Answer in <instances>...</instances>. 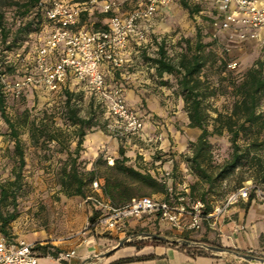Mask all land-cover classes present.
Masks as SVG:
<instances>
[{
	"label": "rangeland",
	"instance_id": "1",
	"mask_svg": "<svg viewBox=\"0 0 264 264\" xmlns=\"http://www.w3.org/2000/svg\"><path fill=\"white\" fill-rule=\"evenodd\" d=\"M25 1L0 0V13L3 16V25L9 33L8 39L14 35L17 27L24 21V18H21L19 6ZM63 1L71 5H80L85 0ZM187 3L192 8L198 5L199 10L190 14L187 9L181 6L179 0H171L166 7L160 10L151 21L146 42L142 44L143 46L136 54L139 56L136 60V67L124 66L120 71L127 73L141 71L148 79L147 86H150L145 94L147 95L150 92V94L154 95L155 100L160 102L169 101L174 105L178 101H182L175 77L166 73L158 77L149 57L155 55L157 42H161L168 57L175 61L184 46V39H189L193 43L197 30L200 32L203 42L209 40L207 33L211 32L209 17L212 13L210 2L208 0H187ZM90 24L91 22L87 21L86 26L90 28ZM48 28L46 21L42 19L37 31L29 35L18 36L20 39L15 43L13 53L9 54L12 61L17 63L14 60L17 52H23L24 54L31 53L34 47L39 45L40 41L47 34ZM256 48L252 43H246L241 47L232 49L227 55L223 54L219 43H214L204 48L203 53L206 58V64L202 70V75L206 76L209 85L217 90L215 95L209 96L204 101L210 117L215 116L214 109L224 112L231 104L229 93L222 94L226 90L227 85L226 80L221 79L226 74L219 73L222 57L227 62L230 61L229 63L237 61L238 65L234 66L236 67L235 70H237L248 66L252 62L254 57H256ZM228 69L234 70L233 67H229ZM13 71L14 73H6V76L13 79L17 75V71L15 69ZM118 73L119 71H117V77L120 78ZM71 89H73L72 103L77 109V114L80 117H89L91 119V125L86 130L83 139L96 134L102 137L105 136V138L108 137V139L109 137L113 139L124 138L116 136V131L113 128V119L108 114L104 105H101L92 97L88 87L84 83L72 85ZM60 96V93H48L44 90H39L37 93L29 94L28 97L16 99L10 97L8 94L5 97V115L14 123L17 129L18 138L23 149L24 166L20 170V179L15 185V200L13 201L11 196H9L6 200L1 201L0 213L3 215L10 212L15 213V218L5 227L7 232L6 238L8 240L24 239L31 242L37 254L44 253L48 246L64 245L67 248L74 240H82L86 232L84 228L89 216L90 205L84 202V197L67 196L63 193L60 186V169L68 154L73 153L76 145V138L73 134L74 128L69 125L64 117L63 98ZM141 98L142 102L139 105V110L147 113L148 110H145L144 97ZM260 108L264 110V102H262ZM31 121L35 123L38 129L44 130V135L38 134L37 141H32L27 132L26 124ZM2 122L0 117V144L3 147V159L0 162V185L7 186L14 179L15 173L19 169L18 158L12 150L13 144L9 143L7 137L1 134L6 130V124L2 125ZM149 122H152L151 118ZM209 123H211V120ZM174 126L177 129V136L186 142V152L180 154L179 157L180 160L185 162V157L190 154L187 142L191 139V136L189 130L185 129L188 126L186 124L181 126L178 121L175 122ZM55 128L60 129L59 134H56ZM209 129H211V124H209ZM37 133L39 132L37 131ZM51 134H55L56 138L46 140L47 135ZM209 142L211 143V160L213 163H221L228 157L230 143L229 135L226 132H223L221 135H211ZM103 145L106 146V143ZM84 152L85 148L81 146L80 156L77 160L79 170L87 171L93 167L97 178H101L109 173V170L106 168L110 165L108 158L110 157L113 160V157H111L106 147L97 154V156H101V160L95 163L94 159L90 165H88L86 158H83ZM143 162L141 160L138 166L143 167L145 170L151 168L148 165L149 162H146V164ZM243 171H245V168ZM245 173L246 171L244 175ZM117 177L120 178L121 175H117ZM160 178L166 185L172 187L174 193L188 192L189 184L193 183L196 179L189 171L179 169L178 163L173 167L167 178L164 175V171ZM249 183L252 185L250 179H245L240 184L235 185L234 180L228 177L222 182L215 184L214 196L209 197V202L213 205L219 203L229 192L247 186ZM259 188L264 190V185H261ZM85 190H87L86 193L89 192L87 186ZM135 193L137 196L153 195L152 197L155 198H161L163 195L158 192L154 193L148 187L135 189ZM135 222L134 226H127V229L122 234L123 244H165L167 241L157 237L162 236L169 239H182L190 242L199 241L201 242L199 244L216 245L213 242L207 241L205 237L196 239L199 230H179L170 227L163 221L158 220V218L144 216L141 219L135 220ZM104 233L106 234L107 232ZM44 246L45 248H41ZM184 247L190 250L194 249L192 250L193 252H198L195 249L209 251L202 246ZM247 254L264 257V252L258 254L247 252ZM239 261L246 263L243 259Z\"/></svg>",
	"mask_w": 264,
	"mask_h": 264
},
{
	"label": "built area",
	"instance_id": "2",
	"mask_svg": "<svg viewBox=\"0 0 264 264\" xmlns=\"http://www.w3.org/2000/svg\"><path fill=\"white\" fill-rule=\"evenodd\" d=\"M212 7L209 17L211 34L221 33L226 39L225 50L230 45L246 41L264 47V0H208ZM171 0H88L80 5L67 4L63 0H51L42 8L48 32L31 53L17 52L14 66L17 75L13 79L0 72V92L12 98H20L29 90L59 93L67 79L84 83L92 97L104 105L113 119L116 136L141 137L144 122L138 112L128 106L121 84L109 85L104 76L105 67L121 69L126 64L125 52L130 41L139 45L146 42L152 19ZM98 7L108 15L105 28L83 29L78 26V16L83 11ZM262 34V35H261ZM9 64V55L4 58ZM229 63L228 67H234ZM161 135L145 136L144 141L155 143ZM3 147L0 144V162ZM111 163V161H108ZM170 173L165 172L168 177ZM90 192L84 197L97 210L92 223L86 222L85 231L105 230L124 233L130 219L156 216L170 227L197 231L202 221L217 223L222 213L240 200H247L250 190L253 197L264 198V190L249 183L229 192L226 197L203 213L200 200L188 201L184 193H174L166 185L167 196H134L121 206L112 205L99 191L95 178L89 184ZM91 207V206H90ZM91 209V208H90ZM74 250L61 254V258L74 255ZM0 264H38L34 245L24 239L8 240L0 237Z\"/></svg>",
	"mask_w": 264,
	"mask_h": 264
},
{
	"label": "trees",
	"instance_id": "3",
	"mask_svg": "<svg viewBox=\"0 0 264 264\" xmlns=\"http://www.w3.org/2000/svg\"><path fill=\"white\" fill-rule=\"evenodd\" d=\"M51 0H26L19 6L21 18H24L21 25L17 27L14 35L8 39V31L3 25V16L0 13V72L14 73V67L18 63L14 61L9 64L4 63V58L13 53L15 43L20 39L18 36L29 35L38 30V25L43 17L42 8L49 4ZM85 0L84 2H87ZM182 7L193 14L199 10V6L190 7L187 0H179ZM108 15L102 13L98 7H92L88 11H83L78 16V26L83 29L105 28ZM91 22V27L86 23ZM210 26V24H209ZM209 40L203 42L200 32L197 30L193 43L189 39H184V46L173 61L165 52L161 42H157L155 55L149 57L154 67L155 73L161 77L164 73L175 77V82L183 101V111L186 114L187 126L197 129L198 135L189 139L187 146L190 154L185 157L186 166L190 174L196 179L189 184V190L184 193L188 201L200 200L203 202V213L211 211L213 204L209 202V197L214 196V186L223 180L231 177L235 185L240 184L245 179H250L254 187L264 185V110L260 107L264 102V47L255 45L256 57L252 62L243 68L235 70L228 69L229 62L222 57V64L219 73L226 74L221 79L226 80V90L222 93H229L231 97L230 107L222 112L214 109L215 116L210 117L204 101L209 96L217 93V90L209 85L206 76L202 75V70L206 64V58L203 50L208 45L219 43L224 55H227L232 49L241 47V44L230 45L225 50L226 39L221 33L213 37L211 32L207 33ZM221 37V38H220ZM255 44V43H254ZM10 56V55H9ZM235 66L237 61H233ZM235 72V75H234ZM18 74V73H17ZM77 82L69 77L60 90L63 98L64 117L69 125L74 128L76 145L73 153H69L60 169V186L63 193L67 196L85 197L86 186L97 178L94 168L87 171L78 169L77 160L80 156L83 137L86 130L91 125L89 117L83 118L77 114V109L72 103L73 89L72 85ZM228 90V91H227ZM34 88L27 90L22 97L37 93ZM6 95L0 92V117L2 125L6 124V130L2 132L7 137L9 143L13 144V153L18 158V171L14 179L7 186L0 185V202L11 196L15 200L16 183L20 179V170L24 166L23 149L18 138L17 129L12 121L5 115ZM211 120V123L209 121ZM5 121V122H4ZM211 124V129H209ZM27 132L32 141H37L38 134L44 135V130L38 129L33 121L26 124ZM56 134L60 133L59 128H55ZM37 131L39 133H37ZM226 132L229 135L230 152L227 158L221 163H213L211 160V135H221ZM56 135H47L46 140L55 139ZM118 157L112 160V164L106 168L109 173L102 176L100 187L103 195L109 199V202L115 206L125 204L135 195V189L140 187L151 188L154 193L158 192L167 196L166 184L157 177L152 176L143 167L133 166L129 163V158L124 155V150L119 146ZM101 160L98 155L95 163ZM245 168V175L243 169ZM117 175H121L120 178ZM100 178H97V180ZM234 185V186H235ZM237 187V186H235ZM234 187V188H235ZM253 197V191L249 198ZM90 205V204H89ZM90 214L88 223H92L97 214V210L90 205ZM15 218V213L10 212L6 215L0 213V234L6 238V225ZM187 239L186 237H183ZM139 246L138 243H128ZM41 248H45L41 247ZM194 250V249H191ZM198 252H206L195 249ZM56 256L55 252L50 253Z\"/></svg>",
	"mask_w": 264,
	"mask_h": 264
},
{
	"label": "crops",
	"instance_id": "4",
	"mask_svg": "<svg viewBox=\"0 0 264 264\" xmlns=\"http://www.w3.org/2000/svg\"><path fill=\"white\" fill-rule=\"evenodd\" d=\"M254 43L252 45H258L256 42ZM142 46L133 41L129 42L125 52L126 67H136V60L139 57L136 54ZM117 71H119L120 78L117 77ZM120 71L121 69L105 67L106 83L109 85L118 83L123 86L126 103L135 109L143 119V133L141 137L130 136L123 139L111 137L108 139V137L105 138L98 134L87 136L83 139L82 146L85 148L83 158H86L90 165L98 152L106 147L114 159L119 156L118 148L120 146L133 166L138 165L141 160L144 161V164L149 162L148 165L151 168L146 171L157 179H161L163 171L171 173L177 163L179 169L188 171L185 162L179 159L180 154L186 152V142L177 136V129L174 126L176 121L181 126L187 125L186 114L182 110L183 102L180 100L174 105L169 101L155 100L152 93L145 94L150 86H147L148 79L141 71L132 73ZM141 97H144L147 113L139 110V105L142 102ZM150 118L152 122H149ZM185 129L189 130L191 139L199 133L197 129L189 127H185ZM157 134L161 135L159 141L155 143L144 141L145 136L154 137ZM105 143L106 146L103 145ZM101 147L102 149H100ZM108 159L111 161L109 164H112V159L110 157ZM98 181L100 183L102 179L100 178ZM99 194L109 200L103 195L101 189ZM162 196L164 197V195ZM150 217L158 218L154 215ZM135 224L134 219L128 221L130 227ZM122 234L105 230L86 231L82 240H74L67 248L64 245H62L63 247L61 245L46 247L44 253L38 254V264H262L250 261L241 262L239 261L241 258L235 256L233 252L244 254L264 252V198L250 197L231 205L226 212L218 216L214 226L207 221H202L196 239L205 237L207 241L215 243L214 246L224 249L221 252L210 250L193 252L184 246L169 242L139 246L123 244ZM69 250H74V255L67 259L60 257L61 254ZM52 252H55L56 256H52L50 254Z\"/></svg>",
	"mask_w": 264,
	"mask_h": 264
},
{
	"label": "water",
	"instance_id": "5",
	"mask_svg": "<svg viewBox=\"0 0 264 264\" xmlns=\"http://www.w3.org/2000/svg\"><path fill=\"white\" fill-rule=\"evenodd\" d=\"M157 237L164 240V241L172 243V244H180V245H184V246H202V247L206 248L207 250L214 251V252L224 251V249L217 247V246H214V245L198 244V243H194V242H190L188 240H182V239H169V238L162 237V236H157ZM122 243H120V244H122ZM233 253L235 256L240 257L241 259H243L245 261L259 262V263L264 264V257H259V256H255L252 254L237 253V252H233Z\"/></svg>",
	"mask_w": 264,
	"mask_h": 264
},
{
	"label": "bare ground",
	"instance_id": "6",
	"mask_svg": "<svg viewBox=\"0 0 264 264\" xmlns=\"http://www.w3.org/2000/svg\"><path fill=\"white\" fill-rule=\"evenodd\" d=\"M227 254V253H226ZM230 255V254H229ZM231 258V257H230ZM226 259V258H225ZM239 260V259H238Z\"/></svg>",
	"mask_w": 264,
	"mask_h": 264
}]
</instances>
